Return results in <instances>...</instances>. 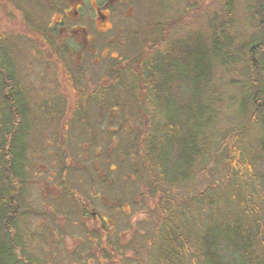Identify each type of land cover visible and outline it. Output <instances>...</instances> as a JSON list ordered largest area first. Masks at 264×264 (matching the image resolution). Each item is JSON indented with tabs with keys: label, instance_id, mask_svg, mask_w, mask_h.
Here are the masks:
<instances>
[{
	"label": "rangeland",
	"instance_id": "rangeland-1",
	"mask_svg": "<svg viewBox=\"0 0 264 264\" xmlns=\"http://www.w3.org/2000/svg\"><path fill=\"white\" fill-rule=\"evenodd\" d=\"M260 19L264 0H0V33L20 87L33 103L57 105L28 118L17 256L32 264H158V231L170 211H189L200 231L221 211L229 216L241 191L261 209L263 128L254 102L264 103V49L251 66L246 48L264 40ZM214 30L228 52L212 60L202 94V137L214 150L188 180L153 192L141 142L163 119L127 93L123 71L139 56L159 60L173 41L210 49ZM103 89L119 107L97 103ZM239 150L252 172L239 165Z\"/></svg>",
	"mask_w": 264,
	"mask_h": 264
},
{
	"label": "trees",
	"instance_id": "trees-1",
	"mask_svg": "<svg viewBox=\"0 0 264 264\" xmlns=\"http://www.w3.org/2000/svg\"><path fill=\"white\" fill-rule=\"evenodd\" d=\"M260 23L264 20L260 19ZM220 41L215 30L210 49L189 38L173 41L159 60L157 57L142 60L139 56L123 71L129 81L125 83L130 85L127 93L141 103L147 100L157 117L163 119L162 123L151 122L149 134L141 142L145 163L142 169L152 179L153 192H161L164 182L178 183L180 176L183 182L188 180L189 172L195 173L198 167L202 170L214 150V145L202 137V130L209 122L202 94L210 77L212 60L228 56ZM9 45L6 36L0 33V183L5 182V187H0V264H32L17 256L22 247L16 241L17 235L12 234L21 215L17 201L24 181L25 137L29 131V115L50 108L55 101L36 104L28 99L16 78ZM246 48L253 66L254 57L264 49V40L251 41ZM81 76L77 73L72 77L74 87ZM107 91L102 90L97 103L105 105L110 101L111 107H119L116 96L109 101L102 98L107 96ZM82 97L81 105L77 106L79 110L85 107L87 96L84 93ZM165 107L172 110L171 115L163 111ZM255 117L260 118L263 128L259 148L264 156V103L254 102ZM237 154L241 156L239 165L247 173L252 172L241 150ZM242 194L243 191L233 197L235 204L230 207L229 216L221 211L219 222L205 230L196 231L199 227L196 229L191 223L189 211L182 209L177 217L170 211L158 231V264H264V248L260 249L264 242V205L257 209Z\"/></svg>",
	"mask_w": 264,
	"mask_h": 264
}]
</instances>
